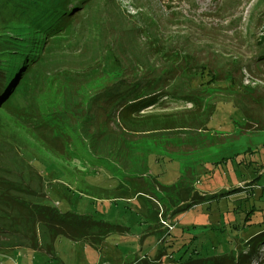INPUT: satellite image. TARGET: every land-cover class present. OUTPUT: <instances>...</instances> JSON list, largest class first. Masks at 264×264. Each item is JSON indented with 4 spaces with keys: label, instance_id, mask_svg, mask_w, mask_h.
<instances>
[{
    "label": "rangeland",
    "instance_id": "374dc122",
    "mask_svg": "<svg viewBox=\"0 0 264 264\" xmlns=\"http://www.w3.org/2000/svg\"><path fill=\"white\" fill-rule=\"evenodd\" d=\"M4 1L0 0V35L14 39L10 32L20 26L12 24L22 21H15L17 16L10 12L2 13L3 6L9 5ZM99 3L101 9L86 21L78 19L61 47L35 70L34 90L27 82L10 107L0 111V148H7L10 142L0 163V184L11 181L23 188L41 187L45 196L31 198L32 201L61 212L91 215L119 230L97 248L60 237L49 252L31 251L17 238L0 235V264H180L178 259L185 253L204 256L214 255L216 250L240 262L249 252L252 258L246 264H264V60L259 59L264 46L257 43L264 35V0ZM95 19H104L105 24L115 28L122 24L131 27L135 21L144 25V31L137 33L131 32L133 28L122 35L116 32L123 44L134 41L127 44L132 51L140 48L147 52V36L158 35L164 40L173 37L179 46L188 40L183 51L208 65L187 73L182 69L176 75V90L203 93L210 104L212 118L204 127L200 121L208 118L201 107L172 96L164 97L141 116L196 114L198 121L192 122L188 130L134 134L130 127L142 124L144 119L136 117L125 123L116 116L110 121L108 109L99 108L103 103L91 107L95 117L87 118L89 134L111 131L109 143L114 145L117 134L124 132L130 137L128 141L136 153L129 164L131 176L119 169L114 159H99L91 154L93 150L86 140L74 135L71 127L63 128L58 135L46 132V137L41 128L34 129L43 119L48 121L47 116L60 110V104L67 100L69 90L60 91L67 80L64 78L78 76L93 59L105 58L102 54L109 51L104 34L97 38L93 24L87 25ZM158 25L159 31L154 29ZM179 49L176 46L175 50ZM212 49L217 55L211 53ZM209 69L228 72L234 75L235 82L215 83ZM77 76L70 77L71 85H77ZM2 115L6 116L2 119ZM60 115L67 117L65 113ZM65 124L71 125L72 121H62L61 125ZM15 145L19 146L17 150ZM19 149L26 163H34V173H28L23 161L15 156ZM120 184L126 189H119ZM194 192L202 198V204L185 209L192 203L189 198ZM213 195L219 198L211 202L203 199ZM12 215H16L14 210L0 203V230L12 229V222L1 217ZM25 227L28 228L24 224L17 229L31 236ZM122 228L128 232L123 233ZM38 239L46 249L48 239L42 231ZM258 240L263 241L252 248L251 243Z\"/></svg>",
    "mask_w": 264,
    "mask_h": 264
},
{
    "label": "trees",
    "instance_id": "16d2710c",
    "mask_svg": "<svg viewBox=\"0 0 264 264\" xmlns=\"http://www.w3.org/2000/svg\"><path fill=\"white\" fill-rule=\"evenodd\" d=\"M98 1H4V3H8L9 5L3 6L4 10L2 13L6 11L10 12L11 15L17 16L15 21L22 22L19 25L12 24L13 27L20 26V29L10 32L14 39L7 40L6 35H0V111L10 107V102L19 95L20 90L23 89L27 82H29L30 90H34L33 85L36 81L33 80L35 70L44 65L46 59L53 51L61 47L64 39L67 37L66 35L72 33L74 23L78 19L86 21L96 11L101 9V7L99 8L100 3L98 4ZM111 1L113 4V0ZM9 6L15 9L9 10ZM135 22L131 27L127 28L123 24L118 28L112 27L107 23L105 24L104 19H101L100 22L98 19H95L87 23V25L93 24L97 38H100L104 34V37L108 39L107 45L109 46V51L102 54L105 58L93 59L90 65H86V67L80 70L78 76L77 74L67 75L64 78L67 80L65 84L61 85L60 91L63 93L69 90V93L64 104H60L61 112L60 110H53L54 112L47 116L49 118L48 121L43 119L39 125L34 126V129L41 128L43 137H46V132L48 133L47 135H51V132L58 135L60 134L58 133L59 131H64L63 128L69 129L71 127V132L74 135L86 140L88 147H91V150H93L91 154L97 158H108L110 161L114 159L119 169L122 168L130 176L133 172L129 173V164L134 158L132 155L136 154L133 143L128 141L130 137L126 133L121 132L117 134L114 145L109 143L111 131L98 130L89 134V131L85 127L88 125L86 122L87 118L95 117L92 112L90 113L91 107L95 103H103V106H99V108L102 110L108 109L107 117L110 121H114L113 119L116 116L121 117L125 123L131 122L130 119H136V117L144 119L145 121L142 124L138 123L136 127H130L132 129L130 132L134 134L147 131L188 130L192 122L198 121L196 114L190 115L185 112L141 116L148 108L161 103L164 97L168 96L201 107L207 116L206 118H208L205 121H200L201 126L204 127L212 118L210 104L203 97V93L189 91L187 94L182 92L183 90H176L178 88L176 75L180 74L182 69L187 73L191 69H204L208 66L204 62L199 63L193 54L183 51L182 47L188 44V40L181 42L179 46L178 43L175 44L176 41L172 39L173 37L168 39V41L160 39L158 35H150L147 36L145 41L146 46L149 47L147 52H144L140 48L132 51L128 46L133 44L134 41L128 40L125 45L122 42V37L120 38L116 32L122 35L124 32L132 30V28L135 30L131 32L144 31L141 29L144 25L140 26ZM159 28L158 25L154 29H158L159 31ZM105 31L107 34L104 33ZM39 34L40 36L36 37ZM91 36L94 37V32ZM257 43L260 46H264V35L260 37ZM176 46L180 49L175 50ZM211 53L217 55V52L213 49ZM125 54H128V57ZM151 58H155V60L152 62ZM259 59L261 61L264 60V52L260 55ZM136 62H139V64L136 65ZM234 67H236L235 71H237L238 67L236 63H234ZM209 75L212 76L215 83L216 81L235 82L234 75L228 72L216 73L213 72V69H209ZM71 76H77L75 82L77 85H71V82H69L72 81L70 79ZM73 100H75L74 104H72ZM203 100L204 102H202ZM243 111L246 110L243 109ZM60 113H65L67 117L61 116ZM243 115L244 118H247L245 113ZM5 116L2 115V119ZM66 119H70L72 124L62 126V121ZM140 127L145 130H138ZM13 136H16V134H13ZM19 140L22 141L21 139ZM18 147L15 145L16 150ZM3 148L4 146L0 148V163L4 160L3 153L7 149H10V142L7 148ZM18 154L15 156H18L23 161L22 165L26 171L30 174L31 172L34 173V163H26L20 154V149ZM227 162L229 161L227 160ZM141 167L145 168L146 165H142ZM1 179H3V176L0 175ZM119 189L125 190L126 186L120 184ZM41 192V187L34 188L27 185L26 188H23L11 181H4L0 184V203L4 207L13 209L16 213V215H12L11 217L1 216L2 218L6 217L8 221L12 222V229L6 228L0 230L1 236L9 234L12 238H17L18 241L24 243V246L31 251L42 250L49 252L54 249L55 242L60 237H65L72 242H84L91 247L97 248L102 246L113 232L119 230L118 226L107 221L97 220L91 215L61 212L56 207L32 201L31 198L40 197L42 195ZM42 196L44 197L45 194ZM218 198L219 195H213L212 197L203 199L211 202ZM201 199L198 193H192L189 198V201H192V203L185 209H191L202 204ZM24 224L28 226L24 230H29L32 234L31 236L21 233V230L17 229L18 226ZM40 231L48 239L46 249H44L43 243L38 239ZM123 231V233H126L128 229H123ZM260 235L262 234L257 236ZM262 241L258 240L256 243L253 241L251 247H256ZM193 253L190 252L188 255L185 253L179 257V263L246 264L252 258V253L249 254V252L246 254V257L242 256L240 258L241 262L236 260L234 256H225L223 252L219 254L217 250L214 251V255L213 253H209L204 256H198V254L193 255ZM145 264L149 263L145 262Z\"/></svg>",
    "mask_w": 264,
    "mask_h": 264
}]
</instances>
